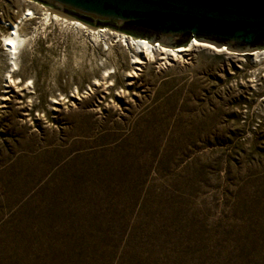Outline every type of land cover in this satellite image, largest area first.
Listing matches in <instances>:
<instances>
[{"label":"rangeland","instance_id":"374dc122","mask_svg":"<svg viewBox=\"0 0 264 264\" xmlns=\"http://www.w3.org/2000/svg\"><path fill=\"white\" fill-rule=\"evenodd\" d=\"M37 5L0 0V264H264V56L136 69Z\"/></svg>","mask_w":264,"mask_h":264},{"label":"water","instance_id":"95a60500","mask_svg":"<svg viewBox=\"0 0 264 264\" xmlns=\"http://www.w3.org/2000/svg\"><path fill=\"white\" fill-rule=\"evenodd\" d=\"M91 25L170 48L194 39L251 54L264 50V0H34Z\"/></svg>","mask_w":264,"mask_h":264},{"label":"bare ground","instance_id":"6f19581e","mask_svg":"<svg viewBox=\"0 0 264 264\" xmlns=\"http://www.w3.org/2000/svg\"><path fill=\"white\" fill-rule=\"evenodd\" d=\"M36 4L33 2L31 6H35ZM36 8L42 11V14L45 16V18L51 17L55 20H62L63 22L68 23L76 28L85 29L86 31L91 32L93 35H105L106 32L114 34V37L117 41H120L129 48H133L136 50L138 56H135V59L133 61V63L137 64L136 69H141V66L143 64L156 59H160L163 64H173L177 61L179 62L185 60L186 55H190L192 51L199 48H207L209 50L217 52L231 53V51L226 47H219L209 42L198 41L197 39H194L187 47L181 46L177 48H170L164 45H160V43L152 44L145 39L134 38L132 35L111 31L107 28L92 29L79 20L66 18L59 13L51 12L43 5H37ZM27 12L31 17L35 16V11L32 8H28ZM20 24L21 21L12 23L10 31L7 34L3 35V39L1 40L2 45L12 55V59H15L20 47L28 39V37L21 32ZM251 55H253L255 58H259L260 56H264V50L255 51L251 53Z\"/></svg>","mask_w":264,"mask_h":264}]
</instances>
